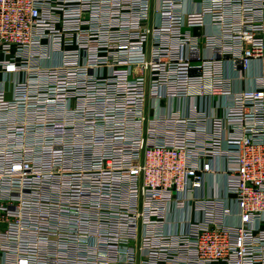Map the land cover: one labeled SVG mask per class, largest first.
<instances>
[{
    "label": "built area",
    "instance_id": "built-area-1",
    "mask_svg": "<svg viewBox=\"0 0 264 264\" xmlns=\"http://www.w3.org/2000/svg\"><path fill=\"white\" fill-rule=\"evenodd\" d=\"M0 264H264V0H0Z\"/></svg>",
    "mask_w": 264,
    "mask_h": 264
},
{
    "label": "crops",
    "instance_id": "crops-1",
    "mask_svg": "<svg viewBox=\"0 0 264 264\" xmlns=\"http://www.w3.org/2000/svg\"><path fill=\"white\" fill-rule=\"evenodd\" d=\"M209 28H210V27H208V29H207V30H209ZM195 34H199V32H198V31H196V32H195Z\"/></svg>",
    "mask_w": 264,
    "mask_h": 264
}]
</instances>
